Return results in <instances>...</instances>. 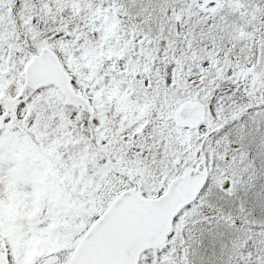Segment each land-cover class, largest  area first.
Masks as SVG:
<instances>
[{"label":"snow or ice","instance_id":"6c2138e0","mask_svg":"<svg viewBox=\"0 0 264 264\" xmlns=\"http://www.w3.org/2000/svg\"><path fill=\"white\" fill-rule=\"evenodd\" d=\"M0 264H264V0H0Z\"/></svg>","mask_w":264,"mask_h":264}]
</instances>
